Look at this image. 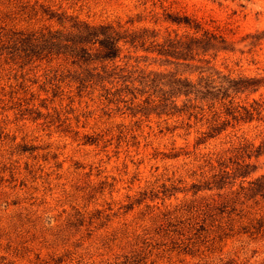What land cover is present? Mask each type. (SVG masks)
<instances>
[{
	"label": "rangeland",
	"instance_id": "obj_1",
	"mask_svg": "<svg viewBox=\"0 0 264 264\" xmlns=\"http://www.w3.org/2000/svg\"><path fill=\"white\" fill-rule=\"evenodd\" d=\"M45 2L91 23L146 26L159 39L187 30L166 11L186 13L230 41L233 50L212 60L222 74L262 81L237 92L242 112L203 139L210 111L159 113L144 101L151 88L134 96L120 83L79 85L77 66L15 39L61 22L0 0V264H264V188L247 189L264 173V0ZM145 53L128 63L183 68ZM249 153L250 175L216 186Z\"/></svg>",
	"mask_w": 264,
	"mask_h": 264
},
{
	"label": "trees",
	"instance_id": "obj_2",
	"mask_svg": "<svg viewBox=\"0 0 264 264\" xmlns=\"http://www.w3.org/2000/svg\"><path fill=\"white\" fill-rule=\"evenodd\" d=\"M19 1L24 7L34 9L35 13L40 11L61 22L58 28L46 26L28 32L15 31V39L20 45H26L35 55L44 51L45 55L54 54L77 66L76 70H79L74 76L79 85L92 79L115 82L121 84L120 91L134 93V96L137 91L145 92L151 88L144 101L152 110L158 109L159 113L176 112L190 118L197 114L202 117L206 110L210 111L212 115L207 120V128L201 130L203 139L224 129L230 120L229 115L234 118L242 112L239 109L241 105L234 103L237 92L254 91L262 81V78L255 76L222 74L212 60L219 51L233 50L229 47L230 41L223 32L205 27L200 19L186 13L166 11L164 16L167 20L183 25L187 30L180 34L169 33L159 39L157 32L146 26L130 29L119 21L91 23L68 15L65 10L55 9L45 0ZM147 1H151L154 7L157 3L162 5L165 0H143L144 3ZM64 20L69 23L65 25ZM139 50L146 52V57L151 54V57L160 59L162 63H174L183 68L181 71H145L144 68H138L137 63H128L131 53ZM121 53L124 54L121 56ZM121 57L127 59L119 62ZM135 60L138 62L137 58ZM137 69V75L131 76ZM194 73L195 77L192 76ZM135 80H138V84H135ZM242 108L245 113H251L248 108ZM251 154L233 160L234 165L229 167L231 170L228 167L222 169L218 178L214 179L216 186H223L226 182L232 185L237 177H242V183L255 168V163L250 161ZM258 154L256 151L254 155ZM228 176L232 180L225 181ZM247 183L250 191L261 190L264 188V173L248 179Z\"/></svg>",
	"mask_w": 264,
	"mask_h": 264
}]
</instances>
